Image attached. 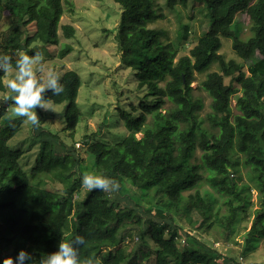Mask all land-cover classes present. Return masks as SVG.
Listing matches in <instances>:
<instances>
[{"label": "trees", "instance_id": "trees-1", "mask_svg": "<svg viewBox=\"0 0 264 264\" xmlns=\"http://www.w3.org/2000/svg\"><path fill=\"white\" fill-rule=\"evenodd\" d=\"M113 1L122 11L115 35L120 61L134 72L140 93L137 104L118 108L116 119L128 134L115 144L84 137L91 166L86 164L75 138L82 119L77 104L82 81L67 71L59 81L60 95L42 93L45 103L66 105L64 127L53 132L41 123L33 126L39 151L35 167L26 171L20 162L24 151L10 145L26 120L4 121L13 93L0 99V264L21 249L39 260L55 252L61 239L77 235L86 241L79 258H99L100 264H221L209 230L221 228L228 240L235 221L241 215L246 219L254 205V191L261 207L245 239L247 245L264 239V0H180L202 4L208 18L193 48L180 57L181 48L163 43L165 30L148 27L163 16L155 0ZM176 2L168 0L173 8ZM65 3L71 5L67 0H0V18L5 12L10 17L0 55H9L14 64L18 50L29 55L37 44L57 46ZM241 13L249 17L258 52L244 63L227 60L221 52L225 35L241 33ZM185 29L187 40L190 28ZM77 33L73 25L62 26L67 40ZM72 51L66 45L59 58ZM214 65L218 71H212ZM196 73L205 75L200 89L211 99L205 116L203 101L193 93ZM6 75H0V93L7 92ZM90 172L113 177L118 190L111 195L82 189L81 176ZM42 183L59 184L62 191ZM128 185L139 201L119 194ZM193 189L194 194L182 195ZM163 201L182 208L169 217L154 216L151 210ZM181 213L191 230L205 232L210 241L184 231L176 219ZM230 262L242 264L238 257Z\"/></svg>", "mask_w": 264, "mask_h": 264}, {"label": "rangeland", "instance_id": "rangeland-1", "mask_svg": "<svg viewBox=\"0 0 264 264\" xmlns=\"http://www.w3.org/2000/svg\"><path fill=\"white\" fill-rule=\"evenodd\" d=\"M67 1L71 5L65 3L66 14L59 25V44L57 46L37 44L30 49L29 55L37 50L43 53L42 59L33 65V70L37 79L45 85L49 71L55 72L59 81L67 71H74L80 75L82 87L79 91L77 104L81 109L82 119L76 130V149L80 156L87 161L86 164L91 166L90 156L85 151L86 147L82 142L83 138L86 136L92 137L95 141L104 140L111 144L124 139L128 131L124 123L116 119V117L119 118L118 108L127 106L130 103L137 104L138 99L136 96L139 97L140 93L136 89L137 81L134 72L131 69L122 67L118 44L115 41L122 12L120 6L113 0ZM155 9L158 15L163 16L148 24V27L165 30L166 36L162 40L163 43L181 48L182 51L179 53V57L188 54L207 27L208 18L204 6L194 4L192 1L182 3L177 0L173 8L169 6L168 0H155ZM237 21L240 23L241 33L239 35L233 33L225 35L221 52L227 60L234 59L244 63L243 61H246V59L256 58L258 52L254 46V36L250 30L249 17L241 13L237 15ZM66 24L77 28L76 38L67 40L62 36V26ZM9 26L10 17L5 12L3 17L0 18V41L5 37ZM186 27L190 29L188 39L184 40ZM68 44L73 46V51L65 59H60L61 49ZM218 70V65H214L212 71ZM244 70L247 71V68L245 67ZM14 75L15 69L7 73L4 79L6 87L7 81L13 78ZM204 78L205 75H197L196 80L192 83L194 96L200 98L204 103L202 116H205L211 110L210 97L200 89V82ZM45 89L47 88L45 87ZM11 93V90L7 87L6 93H0V99L8 97ZM65 106V104L54 105L45 102L43 108L38 106L36 112L39 119H42L40 126H43L45 130L51 129L53 132L62 130L64 127ZM232 106L236 112V100H233ZM8 107V114L3 118L4 121L18 118L12 110V104ZM37 109H41V114ZM32 130L33 125L31 122L26 121L20 132L10 142L13 148H21L24 151L25 154L20 162L26 171L35 167L39 151V143L32 139ZM137 136L141 138L142 134ZM200 154L201 152L198 151L196 153L197 158H195L198 159ZM42 185L50 190L62 191L59 184L42 183ZM200 188L205 190L208 189V186L203 185ZM195 191L196 189H193L182 195L190 196ZM118 192L125 195L124 197H130L132 200L139 199L137 191L130 185L121 187ZM109 193L113 195L114 192ZM257 196L258 193L254 191L252 198L254 205L249 210L246 219L241 215L235 221L228 240L224 238L221 228L214 226L209 230L215 238L214 247L221 255V264H230V259L233 257H238L242 264H264V239H259L253 245H247L245 239L255 218V211L261 207ZM160 205L161 207L156 206L151 210L154 216L169 217L182 208L178 203L170 201H163ZM145 217L148 218L149 215H145ZM176 219L184 227V231L192 229L184 214L181 213L178 217L176 216ZM191 231L190 234L197 235L202 242L207 243L210 241L205 232L195 231L197 233L195 234L193 230ZM135 240L137 241V237ZM181 244H184L183 240ZM142 264H154V262L151 260Z\"/></svg>", "mask_w": 264, "mask_h": 264}, {"label": "clouds", "instance_id": "clouds-1", "mask_svg": "<svg viewBox=\"0 0 264 264\" xmlns=\"http://www.w3.org/2000/svg\"><path fill=\"white\" fill-rule=\"evenodd\" d=\"M42 55L40 50L35 51L32 55L18 50V58L14 64L9 55H0V75L15 69L14 77L7 81V87L13 93L10 97L12 110L17 117L25 118L33 126H39L41 123L36 108L37 106L43 108L42 93H44L45 87L51 91L52 96H58L64 91L63 85L53 71H49L46 85L37 79L33 65L42 59ZM81 188L89 191L116 192L119 184L113 177L90 172L81 176ZM85 243V238L81 235L75 236L72 240L61 239L55 252L41 255L39 260L34 259L31 253L21 249L15 258H5L2 264H100L99 258L84 260L79 258L80 246Z\"/></svg>", "mask_w": 264, "mask_h": 264}]
</instances>
